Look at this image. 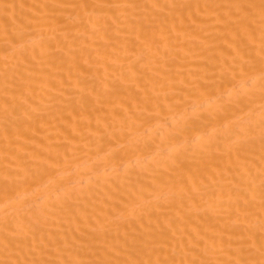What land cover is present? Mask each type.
<instances>
[{
	"label": "bare ground",
	"instance_id": "obj_1",
	"mask_svg": "<svg viewBox=\"0 0 264 264\" xmlns=\"http://www.w3.org/2000/svg\"><path fill=\"white\" fill-rule=\"evenodd\" d=\"M0 264H264V0H0Z\"/></svg>",
	"mask_w": 264,
	"mask_h": 264
}]
</instances>
